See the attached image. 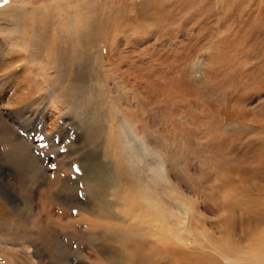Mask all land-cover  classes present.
Returning a JSON list of instances; mask_svg holds the SVG:
<instances>
[{"label": "rangeland", "instance_id": "obj_1", "mask_svg": "<svg viewBox=\"0 0 264 264\" xmlns=\"http://www.w3.org/2000/svg\"><path fill=\"white\" fill-rule=\"evenodd\" d=\"M262 188L264 0H0V264H129L147 211L132 264L240 262Z\"/></svg>", "mask_w": 264, "mask_h": 264}, {"label": "bare ground", "instance_id": "obj_2", "mask_svg": "<svg viewBox=\"0 0 264 264\" xmlns=\"http://www.w3.org/2000/svg\"><path fill=\"white\" fill-rule=\"evenodd\" d=\"M71 1V0H70ZM76 5V4H75ZM75 8V7H74ZM74 21V20H73ZM73 30V29H72ZM60 34V33H59ZM65 34V33H64ZM63 34V35H64ZM80 34V33H79ZM34 39V38H33ZM124 134V133H123ZM121 136V135H120ZM126 136V138H127V135H125ZM125 136H124V138H125ZM155 175H156V173H155ZM156 179H157V177H156ZM158 180V179H157ZM87 191V190H86ZM141 193V192H140ZM144 194V193H143ZM143 194H141V196L143 195ZM147 195V194H146ZM167 196H170V197H172V194L171 193H167ZM94 197V196H93ZM145 198V197H144ZM153 198V197H152ZM260 198L264 201V189L262 188V195L260 196ZM24 199H25V197H24ZM87 199H88V196H87ZM94 200H90L89 202H91L90 203V210H91V212H92V208L94 209V207L96 206V209L98 210V213L99 214H105L106 213V208H104V207H102V206H100V205H97L98 204V202H99V200L97 199V198H93ZM158 200V201H157ZM169 200H172L171 198H168V201ZM160 200L156 197V199H155V201H151V202H153L152 204L151 203H149L147 200H146V202H147V205H148V208H149V212L151 211V213H154L153 215H155V216H153V217H155V218H158L159 219V223L161 224V226L163 225V217H162V213H163V205H159L158 204V202H159ZM248 202H251V200L250 201H248ZM260 202H262V201H260ZM141 203V202H140ZM171 203L173 204V205H175L176 203H175V201H174V199L171 201ZM252 203V202H251ZM264 203V202H263ZM107 204V203H106ZM142 204V203H141ZM146 204V203H145ZM153 204H155V205H153ZM258 204V203H257ZM101 205H104V203L102 202V204ZM134 205H136V204H134ZM82 206H83V204H82ZM249 206V204H247L246 205V207H248ZM246 207H245V210H246V213L248 214L249 213V211H250V217L252 216V210H250V208H247L246 209ZM83 208H86V207H84L83 206ZM128 209H130V208H128ZM126 210V211H129V210ZM134 209V208H133ZM83 210H85L86 211V209H83ZM136 210V209H135ZM183 210H187L186 209V207H183ZM110 212V211H109ZM145 212V211H144ZM148 212V211H147ZM147 212H145V213H147ZM187 212V211H186ZM185 212V213H186ZM90 213V212H89ZM145 213H143L142 215H140L141 217H139V220L136 222V224H137V231L138 232H141L142 230H143V228L144 227H148L149 229H150V233H149V237H150V239L153 237V239H151V245H148L149 243H143L144 241H146L145 240V238L144 237H142V238H144V239H142V240H144L142 243L145 245H148V246H152V244H156V243H154V241H159L160 242V240H161V242L163 241V229L162 228H160V226H155L153 223H154V220L152 221L151 220V218H150V216H151V214H150V216L148 215V214H145ZM108 214V213H107ZM133 214V213H132ZM140 214V213H139ZM256 214H258L257 215V220H256V222L253 224L254 225V229H251L250 228V225L248 226V228H247V231H245V233H244V240H243V246H242V251H243V254H244V258H243V260L242 261H240V262H236V261H233V259H232V255H233V253L235 252V250H229V252L226 250V253L228 252V254H226L225 252V254L223 253V254H221V255H219L218 257L220 258V260H221V262L223 263V264H264V204H262L261 205V209H259L258 211H256ZM127 217V216H126ZM108 218V217H107ZM176 218V217H175ZM165 219V218H164ZM172 219V218H171ZM174 219V218H173ZM182 219V218H181ZM180 219V220H181ZM245 220H246V226H247V224L249 223V222H251V219L249 218V217H245ZM167 222V221H166ZM179 223H180V221H179ZM117 224H119V223H117ZM177 224H178V222H177ZM117 226V225H116ZM164 228V227H163ZM162 229V230H161ZM166 229V228H165ZM116 231V230H115ZM70 232V231H69ZM118 232V231H117ZM119 233V235L121 236V239H122V237H125V239H127V238H129V237H132L130 234H127V232H125L124 231V229H121L120 230V232H118ZM171 233V232H170ZM165 234V233H164ZM112 235H113V237H114V233H112ZM116 235V234H115ZM170 234H165L164 236H165V238L166 239H171L172 237L171 236H169ZM172 235V234H171ZM155 236L156 237H159V240H154V238H155ZM173 236V235H172ZM184 237V236H183ZM129 240V239H128ZM127 240V241H128ZM189 240V239H188ZM195 239L193 238L192 239V241H194ZM122 241V240H121ZM153 241V242H152ZM185 241H186V238H185ZM191 241V240H190ZM133 242H134V240H133ZM136 242V241H135ZM207 242H208V240H207ZM116 243H117V241H116ZM118 243H120V242H118ZM118 243H117V246H118ZM138 243V242H137ZM184 243V242H183ZM124 244V243H123ZM139 244V243H138ZM143 244H141V245H139L138 246V248L136 249V252L138 251L139 252V254L140 255H142L143 256V258L144 259H146L147 260V262H150V258H149V253L148 252H150V251H146L145 249H143V247H144V245ZM159 244V243H158ZM162 244V243H161ZM111 245H113V243H110V245L108 244V246H111ZM121 245H122V242H121ZM125 245H129V243L128 244H125ZM133 245V243H131V246ZM145 245V246H146ZM43 246V245H42ZM120 246V245H119ZM136 246V245H135ZM158 246V245H157ZM162 246V245H161ZM198 246V245H197ZM200 246V245H199ZM125 247V246H124ZM113 248V247H112ZM205 248V247H204ZM134 245L132 246V248L130 249L131 251L129 252V249H127L126 250V248H125V258H127V261L128 262H130L129 264H132L131 263V261H130V259H131V257H132V255H133V253H134ZM231 252V253H230ZM114 253V252H113ZM114 255H115V253H114ZM114 255H112V257H113V261L114 262H117L118 261V257H116V255L114 256ZM134 257V256H133ZM219 261V260H218ZM217 261V262H218ZM188 263V262H187ZM220 263V262H219ZM221 263V264H222ZM140 264H143V263H140Z\"/></svg>", "mask_w": 264, "mask_h": 264}, {"label": "snow or ice", "instance_id": "obj_3", "mask_svg": "<svg viewBox=\"0 0 264 264\" xmlns=\"http://www.w3.org/2000/svg\"><path fill=\"white\" fill-rule=\"evenodd\" d=\"M5 2H7V0H5ZM52 167H55L54 165H52Z\"/></svg>", "mask_w": 264, "mask_h": 264}]
</instances>
